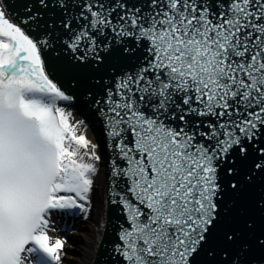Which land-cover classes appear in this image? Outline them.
Listing matches in <instances>:
<instances>
[{
    "label": "snow or ice",
    "instance_id": "1",
    "mask_svg": "<svg viewBox=\"0 0 264 264\" xmlns=\"http://www.w3.org/2000/svg\"><path fill=\"white\" fill-rule=\"evenodd\" d=\"M9 7L0 0V264H63L53 217H90L101 167L120 220L112 264H251L264 251V0ZM61 48L67 87L42 59ZM58 101H82V118ZM93 118L106 161L77 135Z\"/></svg>",
    "mask_w": 264,
    "mask_h": 264
},
{
    "label": "water",
    "instance_id": "2",
    "mask_svg": "<svg viewBox=\"0 0 264 264\" xmlns=\"http://www.w3.org/2000/svg\"><path fill=\"white\" fill-rule=\"evenodd\" d=\"M22 3L23 0H7V4L10 6L8 11H10L13 17L23 15V9L21 7ZM46 18L47 17H44L43 19ZM26 32H29L33 38H43L42 27L37 28L35 24L30 25L26 29ZM56 47L60 48V45H57ZM59 56L60 58L57 59V54L52 52L50 49H44L42 53V59L46 61L47 69L49 71L54 69L55 70L54 75L56 81L67 87L68 80L71 78V75H73V73H69L67 71V68L71 63V53L61 48L59 52ZM73 91H76L77 94L79 95L83 91V89H73ZM74 109H75V113L81 117L80 111L82 110V101L80 103H77ZM89 129L92 135L94 136V138L97 140V143L100 145L99 151L103 156V161H106L108 159L109 153L105 148V137L102 131V122L97 118H93L91 120V125ZM102 168H103V177H104L103 191L105 194L106 168L105 167ZM258 193H259V189L257 188L255 193H253V195H258ZM237 206L241 212L249 209L250 196L248 194L242 195L238 199ZM118 215L119 214L116 211L110 210L109 205L106 203V214H105L104 226L102 229V236L98 243L95 255L90 264H112V262L109 259V256L111 253L112 245L116 242V232L120 222V220L117 219ZM256 216L259 225V214L257 213ZM120 219H122V217H120ZM257 234H259V230ZM247 259L251 262V264H262V262H264V251H262L259 248L253 247Z\"/></svg>",
    "mask_w": 264,
    "mask_h": 264
},
{
    "label": "bare ground",
    "instance_id": "3",
    "mask_svg": "<svg viewBox=\"0 0 264 264\" xmlns=\"http://www.w3.org/2000/svg\"><path fill=\"white\" fill-rule=\"evenodd\" d=\"M57 106H60V101L57 102ZM64 108V107H63ZM74 119H70V123L75 124L77 120H80L81 117L73 112ZM84 133L88 139L97 143V140L94 138L90 129H78L77 135ZM103 168L101 167L100 176L96 183V194L95 200L93 201V208L88 219H82L78 224V228L71 229L69 235L73 237L72 241L75 244V250L73 253L75 255L74 262L72 264H90L94 253L97 248L98 240L101 235L103 219H104V207L102 206V195H103ZM97 197V201H96ZM99 198L101 201H99ZM49 235H51L49 233ZM66 248H73L70 244L65 245ZM64 255L62 254V257Z\"/></svg>",
    "mask_w": 264,
    "mask_h": 264
},
{
    "label": "rangeland",
    "instance_id": "4",
    "mask_svg": "<svg viewBox=\"0 0 264 264\" xmlns=\"http://www.w3.org/2000/svg\"><path fill=\"white\" fill-rule=\"evenodd\" d=\"M61 107H64L66 111H74V109H68L65 104H61ZM58 234L54 233V237L57 236ZM68 244H70L73 248L69 249L66 248V254H63L64 256L62 257V262L63 264H72L75 259V255L73 253V249H75V244H71L70 242L67 241Z\"/></svg>",
    "mask_w": 264,
    "mask_h": 264
}]
</instances>
